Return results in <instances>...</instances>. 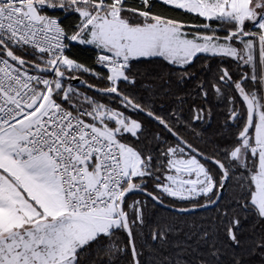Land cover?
Wrapping results in <instances>:
<instances>
[{
	"label": "snow or ice",
	"instance_id": "snow-or-ice-1",
	"mask_svg": "<svg viewBox=\"0 0 264 264\" xmlns=\"http://www.w3.org/2000/svg\"><path fill=\"white\" fill-rule=\"evenodd\" d=\"M154 58L166 75L137 67ZM210 96L228 135L208 152L184 133L203 139ZM150 205L215 215L170 241ZM121 261L264 264V0H0V264Z\"/></svg>",
	"mask_w": 264,
	"mask_h": 264
},
{
	"label": "trees",
	"instance_id": "trees-1",
	"mask_svg": "<svg viewBox=\"0 0 264 264\" xmlns=\"http://www.w3.org/2000/svg\"><path fill=\"white\" fill-rule=\"evenodd\" d=\"M77 22V17L74 14H71L67 16L63 22L62 25L66 28H70L71 26H74ZM96 53L95 50L90 49L88 47H82L79 45H72L71 48L68 51V55L89 66L95 67L93 55ZM207 63L210 65V71L204 70L201 71L203 66ZM220 61L219 58H208V57H201L198 59L194 65L193 70L197 71L198 73V79H211L213 75L216 73L218 65ZM225 66L232 67L231 64L226 63ZM139 69L141 71H144L145 68H148L150 71H152L153 75H166L167 73V66L161 67L159 64V58H154V63L151 65H138ZM99 70V69H97ZM173 81H175V77H172ZM196 81H191L187 85H181L182 91H190L195 86ZM173 91H176V86L173 83ZM190 102V101H189ZM210 102L212 106V112L213 116L210 121V123H206L203 126L198 125L197 130L200 131L203 135V139L198 138L194 135H192L189 132H185L184 135L189 139L194 145L204 149L205 151L211 152L212 145L211 144H205V140H212L216 141L218 143H223L222 140H220V136L224 135L227 136V131H221L220 124L223 122V116L221 113L224 111L223 104L217 100V98L210 96ZM161 103H163L165 106H168L172 103V98H164L161 97L157 100L156 106L157 108L160 107ZM187 107V105L185 106ZM153 131H155L153 127ZM234 131V129H233ZM149 189L152 188V182L150 181L148 183ZM142 198L140 196H130L131 199H138ZM169 203L168 200L165 201V204L167 205ZM171 203L176 204L177 207H190V205L186 203H180L176 201H172ZM200 203H204L203 199H200ZM146 213L149 217L150 223L154 222H160L161 224L168 222V223H175L180 228H183L184 233L179 236H170V241L172 240H182L184 239V235L196 231L202 224L206 225L209 218L213 217L215 215V209H208L204 211H196L192 213H176L169 210H166L160 206H156L155 208H152L151 205L146 210ZM194 226V227H193ZM171 247L167 248V253H172ZM121 264H124V261H121Z\"/></svg>",
	"mask_w": 264,
	"mask_h": 264
},
{
	"label": "built area",
	"instance_id": "built-area-1",
	"mask_svg": "<svg viewBox=\"0 0 264 264\" xmlns=\"http://www.w3.org/2000/svg\"><path fill=\"white\" fill-rule=\"evenodd\" d=\"M49 14L58 17V18L60 19L61 23L63 22V20H64L67 16L71 15V14L65 13V12H63V11H61V10H59V9H57V10H49ZM74 44H75V43H73L72 45H74ZM72 45H71V46H72ZM71 46H70V48H71ZM70 48H69V49H70ZM69 49L66 50L67 55H68V51H69ZM96 54H97V53H95V54L93 55L94 64H95V57H96Z\"/></svg>",
	"mask_w": 264,
	"mask_h": 264
},
{
	"label": "water",
	"instance_id": "water-1",
	"mask_svg": "<svg viewBox=\"0 0 264 264\" xmlns=\"http://www.w3.org/2000/svg\"><path fill=\"white\" fill-rule=\"evenodd\" d=\"M73 83H76V82L74 81ZM158 206H160V205H158ZM160 207H162V208H164V209H166V210L172 211V212H176V211L173 210L172 207H168V206H160ZM204 210H208V209L198 208V209H196V210L193 211V212H196V211H204ZM176 213H179V212H176ZM189 213H192V212H189ZM185 214H188V213H185Z\"/></svg>",
	"mask_w": 264,
	"mask_h": 264
},
{
	"label": "rangeland",
	"instance_id": "rangeland-1",
	"mask_svg": "<svg viewBox=\"0 0 264 264\" xmlns=\"http://www.w3.org/2000/svg\"><path fill=\"white\" fill-rule=\"evenodd\" d=\"M76 44V43H75ZM76 45H79V44H76ZM79 46H82V47H88V48H90V49H93V50H95L94 48H92L91 46H87V45H79Z\"/></svg>",
	"mask_w": 264,
	"mask_h": 264
},
{
	"label": "crops",
	"instance_id": "crops-1",
	"mask_svg": "<svg viewBox=\"0 0 264 264\" xmlns=\"http://www.w3.org/2000/svg\"><path fill=\"white\" fill-rule=\"evenodd\" d=\"M96 51V50H95Z\"/></svg>",
	"mask_w": 264,
	"mask_h": 264
}]
</instances>
